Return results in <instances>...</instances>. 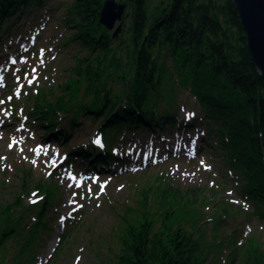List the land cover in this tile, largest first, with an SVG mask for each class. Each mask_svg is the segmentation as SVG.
<instances>
[{"label": "trees", "instance_id": "16d2710c", "mask_svg": "<svg viewBox=\"0 0 264 264\" xmlns=\"http://www.w3.org/2000/svg\"><path fill=\"white\" fill-rule=\"evenodd\" d=\"M105 1L74 0L65 24L74 27L72 41L87 50V56L79 59L72 69L76 76L56 88L63 92L61 95L55 96L52 90L42 88L29 97L40 125L46 128L44 136L55 133L57 139H66L69 135L66 130L55 132L60 114L72 117L71 130L82 115L100 120V131L109 149L114 134L121 130L144 128L154 132L164 131L170 125L178 126V109L171 92L178 91L179 84L189 88L207 117L215 120L218 145L232 171L233 181L252 206L245 212L246 217L264 223V80L250 59L246 33L232 0H161L152 10L149 0H120L131 9V22L128 27L124 23V30L116 39L99 22ZM44 3L45 0H0V39L25 12L39 9ZM117 40L126 45L131 63L128 70L118 68L117 73L120 72L111 77L106 60L116 52L117 48L111 45ZM68 42L69 39L65 44ZM110 80L118 81L124 89L120 93L108 89ZM82 87L85 90L80 94ZM79 155L93 163L105 164L111 158V151L80 148ZM26 178L21 185L23 193L35 190L43 199L26 204L18 196L12 202H0V264L6 263L4 252L17 237L24 243L12 263L33 264L37 258L35 248L42 243V230L53 231L48 218L59 197L57 185L48 180L35 182L31 188L32 175L27 174ZM152 192L156 193L153 196L157 207L172 201L173 205L179 204L180 212L193 203L192 199H179L176 190H169L163 184L143 193L145 205ZM173 209L165 213L166 220L171 214L176 216ZM224 212L215 220V227L226 225L231 214ZM129 214L122 216V239L129 244V255L121 256L119 263L207 264L210 260L209 246L202 237L196 238L182 226L154 232L149 213L141 220H132ZM26 226H29L27 230ZM129 235L131 241L126 239ZM229 238L228 245L233 240L235 243V236L228 235L223 240ZM67 243L68 238L64 237L56 260ZM234 243L226 264H235L238 259L242 264H264V243L251 237L242 245ZM223 245L220 242V247Z\"/></svg>", "mask_w": 264, "mask_h": 264}, {"label": "rangeland", "instance_id": "374dc122", "mask_svg": "<svg viewBox=\"0 0 264 264\" xmlns=\"http://www.w3.org/2000/svg\"><path fill=\"white\" fill-rule=\"evenodd\" d=\"M160 1L149 0L150 9L157 7ZM73 2L45 0L41 8L25 12L0 39V77L3 78L0 80V100L5 101L0 104V158H3L0 159V202H12L18 196L26 204H34L30 202L32 199L38 202L43 199L39 193L33 197L32 190L23 193L21 185L27 174L32 175L31 188L35 182L52 180L61 192L48 218L49 227L57 229V234L42 230V243L35 248L37 258L33 264H41L39 261L49 254L52 244L58 243L60 235L68 238L67 248L49 264H121L120 257L129 255V244L122 239V216L128 213L132 220H141L149 213L148 217L154 221V232L182 226L196 238L202 237L210 251L207 264H226L234 249V240L231 245H228L231 238L223 240L228 235L235 236L234 245H242L249 237L264 243V223L249 220L245 215L252 206L233 181L232 171L218 145L215 120L207 117L189 88L178 84V91L171 92V95L178 109L177 124L181 121L189 124L194 120L193 128L178 130L177 126H168L166 131L154 133L144 128L121 130L119 137L118 133L114 134V160L107 169L94 171L82 159L72 161L69 158L71 152L91 144L101 133L100 120L82 115L71 130L69 121L72 117L60 114L55 132L66 130L69 134L66 140H57L54 133L44 136L46 128L40 125L32 110L30 95L42 88L52 90L55 96L61 95L63 92L56 88L76 76L72 69L79 59L87 56V50L72 41L74 27L65 24ZM130 14L131 9L127 7L122 28L116 35L120 22L113 30L107 28L113 39L120 36L124 23L127 27L130 25ZM67 39L70 42L65 44ZM120 43L119 40L113 41L111 47L117 50L106 60L107 70L112 71L111 77L128 70L131 63L126 45ZM41 49H44L43 55ZM12 59H16L15 65L11 63ZM33 68L36 69L34 73ZM25 75L33 79L31 85ZM107 88H112L115 93L124 89L116 80H110ZM84 90L82 87L80 94ZM17 91L20 95L16 94ZM192 113L194 116L190 115ZM13 140L17 143L9 148ZM27 181L29 183L30 177ZM105 181L107 186L103 194L87 193L89 185L94 194L99 193V185ZM77 184L81 186L77 187ZM163 184L169 190H176L179 199H192L193 203L188 204L186 211L182 209L180 212L177 210L179 204L173 205L172 201L157 207L153 196L156 193L152 192L148 205H145L143 193ZM73 192L77 195L73 196ZM70 200L74 203H69ZM171 209L176 216L171 214L166 220L165 213ZM224 211L231 214L226 225L215 227V220L223 216ZM201 218L203 222L197 224ZM25 228L27 230L29 226ZM131 237L129 235L126 239L131 241ZM220 242L225 245L220 247ZM23 243L20 237L8 243L3 255L5 264H13L12 260ZM218 249L221 251H216ZM235 264L242 262L238 259Z\"/></svg>", "mask_w": 264, "mask_h": 264}, {"label": "water", "instance_id": "95a60500", "mask_svg": "<svg viewBox=\"0 0 264 264\" xmlns=\"http://www.w3.org/2000/svg\"><path fill=\"white\" fill-rule=\"evenodd\" d=\"M238 12L240 26L246 33L247 50L253 66L264 80V0H232ZM127 6L117 0H106L100 10L99 22L116 35L122 28Z\"/></svg>", "mask_w": 264, "mask_h": 264}, {"label": "snow or ice", "instance_id": "6c2138e0", "mask_svg": "<svg viewBox=\"0 0 264 264\" xmlns=\"http://www.w3.org/2000/svg\"><path fill=\"white\" fill-rule=\"evenodd\" d=\"M43 53H44V49H41V50H40V54L43 55ZM40 62L43 63V60H41ZM11 63H12L13 65H15V64L17 63L16 59H12ZM32 71H33V73H34V72L36 71V69L33 68ZM24 78H25V79H28V76L25 75ZM2 79H3V78L0 77V80H2ZM28 83L31 85V84L33 83V79H28ZM16 94H17V95H20L19 91H17ZM8 99L11 100L12 97H8ZM4 103H5L4 100H0V104H4ZM182 111H183V109H182ZM190 115L194 116V113H192V114H190ZM16 143H17V141L13 140L12 143L9 144V148H11V147H12L14 144H16ZM93 143H95L96 145H101V140H100L99 138H96V139H94ZM21 151H22V149H21ZM0 159H3V158H0ZM33 164H35V161H33ZM201 165H204V161H203V160H201ZM205 167H210V166H205ZM49 175H50V174H49ZM73 179H75V177H73ZM95 182H96V180L94 179V180H93V183H95ZM76 186H77V187H80L81 185H80V184H77ZM106 186H107V181H105L103 184H100V185H99V193L94 194V193H93V190H92V187L89 185V186L87 187V193H88L89 195H97V196H98L99 194H103V193H104V191H105V189H106ZM69 187H71V185H69ZM72 195H73V196H76L77 194H76L75 192H73ZM32 196L35 197V196H36V193H32ZM30 202H31V203H37L38 201H37L36 199H32V200H30ZM69 203H74V201L70 200ZM80 207H83V205H80ZM74 210H75V209H74ZM77 259L79 260L80 258L78 257Z\"/></svg>", "mask_w": 264, "mask_h": 264}, {"label": "bare ground", "instance_id": "6f19581e", "mask_svg": "<svg viewBox=\"0 0 264 264\" xmlns=\"http://www.w3.org/2000/svg\"><path fill=\"white\" fill-rule=\"evenodd\" d=\"M194 122H195V121H192V123H194ZM170 126H172V125H170ZM167 128H168V127H167ZM167 128H166L164 131H166ZM164 131H163V132H164ZM90 163H91V161H89V160H86V161H85V164H86V165H89Z\"/></svg>", "mask_w": 264, "mask_h": 264}]
</instances>
